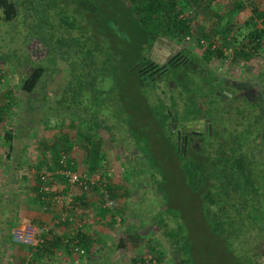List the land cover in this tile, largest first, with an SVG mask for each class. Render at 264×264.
Segmentation results:
<instances>
[{
    "label": "trees",
    "instance_id": "16d2710c",
    "mask_svg": "<svg viewBox=\"0 0 264 264\" xmlns=\"http://www.w3.org/2000/svg\"><path fill=\"white\" fill-rule=\"evenodd\" d=\"M249 3L251 14L239 23L235 17L246 8L244 0H228L222 6L216 0H0V36L2 33L8 36L11 24H15L14 28L20 35L12 32V38L22 37L28 51L27 59L22 62L28 67L19 77V100L15 105L27 111L39 109L42 118L51 114L60 124L66 123L67 128L84 141L87 155L84 165L93 175L107 166L105 151H102L103 138L98 136L102 131L108 133L111 142L118 139L125 151L131 152L132 149L138 153L139 150L143 155L139 161L144 162L150 175L148 182L155 186L151 187L157 190V194L165 196L167 206L160 209V215H154L151 222L153 228L159 225L157 230L163 227L162 239L175 252L171 254L175 255L176 264H199L193 252L194 246L198 247L194 244L195 236L203 241L207 235H234L243 228L246 234H251L253 229L259 236L253 239L254 242L250 240L254 253H243L241 256L250 260L251 264H256L258 259L264 263V215L261 214L264 211L259 208L264 204L263 92L257 93L251 86L235 89L215 73H197L192 66L193 60H197L207 68L213 59L221 64L229 61L231 65L256 63L264 55V4H255L253 0ZM5 23H9V29L5 27L3 30ZM97 25L101 28L98 29ZM163 37L175 44L194 39L189 46L191 48L183 50L186 61L170 67L166 73L177 67L186 68L190 78L184 91L188 92L189 98L183 102L189 100L193 103L197 114L193 119L208 118L212 125L210 135L193 134L186 138L185 144L177 141L174 129L167 127L163 131L169 112L166 106H153L149 100L146 110L150 113L149 123L152 124L146 126L140 124L131 112V107L137 105L128 102L130 97L134 99L136 96L142 103V99H146L142 93L145 88L155 92V75L148 76L140 69L149 61L146 55L154 43ZM4 42L5 37L2 44L0 42V49ZM129 43H134L131 50L134 60L130 57L125 59ZM144 48L146 53L142 54ZM30 51L36 52V59ZM4 53L0 52V65H7L6 69L14 71L22 66L21 62L10 63L13 60L7 59ZM69 59L68 70L65 63ZM124 68L125 72L122 71ZM54 71L61 74L62 84L51 98L40 89L45 76ZM187 71L180 70L182 74H187ZM124 77L128 79L126 89L120 85ZM205 78L209 79L210 88L214 86V96L210 100L203 94L204 88H208L207 85L203 87L202 80ZM168 91V107H178L173 93L180 95L182 87L173 84ZM199 93L203 96H198ZM12 103L13 100L7 101L6 106ZM34 104L38 106L35 108ZM104 110L109 113L105 114ZM123 113L127 114V121L122 118ZM156 117L159 118L156 120ZM6 118L0 114L2 124L12 122ZM111 118H115L116 126L112 125ZM47 120L43 121L44 127L49 126ZM126 122L127 125H124ZM11 126L13 128L3 129V133L0 130L3 144L8 148V157L15 148L14 142L19 136L17 131H22L19 125ZM58 132L60 136L51 146L42 144L40 160L35 165L36 169L30 171L34 174L33 194H27L24 201L26 208L50 211L58 200L56 198L62 197L66 203L65 212L54 227L71 223L73 231L62 233L59 237L54 235V227L51 226L43 233V242L37 246L15 243V228L11 225L21 220L17 214L22 209L17 200V194L23 192L21 190L0 199V224L5 227H1L0 231L8 237L6 245L13 240L16 245L31 252L27 264H54L50 260L56 253L67 254V257L71 253L85 255L86 264L95 263L90 253L98 243L103 242L97 234L87 230L85 223H76L77 215L81 217L86 213L82 210L86 205V190L58 173L77 172L75 162L67 154L74 143L66 137L69 136L67 133ZM20 147L15 151L18 160L26 155L24 146L21 144ZM19 163L21 165V161ZM100 177L106 178L104 175ZM57 181L63 182L61 189L49 187ZM97 186L90 185L89 190ZM104 186L110 193V204L104 207L100 204L98 209L114 222L112 213L117 209L115 200L119 191L112 183ZM73 189L79 191L74 192ZM176 190L186 195L185 204L191 203L185 212L176 204L179 200ZM234 220H243L245 225L234 229L231 226ZM257 220L261 223L254 224ZM26 223L36 228L46 226L38 219ZM193 225L197 228H192ZM148 231V237L139 236L144 241L154 240L156 249L161 247L165 250L155 231L150 228ZM122 243L120 240L108 248L116 249ZM76 249L82 253L76 252ZM159 251L162 252L161 249ZM132 260L136 263L142 258L134 256Z\"/></svg>",
    "mask_w": 264,
    "mask_h": 264
},
{
    "label": "rangeland",
    "instance_id": "374dc122",
    "mask_svg": "<svg viewBox=\"0 0 264 264\" xmlns=\"http://www.w3.org/2000/svg\"><path fill=\"white\" fill-rule=\"evenodd\" d=\"M216 1L219 6H222L225 5L228 0ZM249 1L250 0H244L246 8L236 15L235 18L237 22L242 23L245 19L248 18V16H250L251 4L249 3ZM253 1L258 5L264 4V0ZM69 19L71 20L72 17L70 16ZM77 19L79 20V18ZM8 24L9 23L3 24V30L6 29L5 27L9 29ZM14 26L15 24H11V30H9L10 32L8 36L3 35V33L0 36L1 44L3 38L5 37V42L3 43L4 46L0 49V52H5V57L10 61L13 60V62L10 63L17 64L21 62L22 66H18L16 71H14L12 68L6 69L7 65H0V69H3V72L0 71V74H4L0 75V110H2L0 114H2V116H4L5 118L7 117L6 119H8V121H12L10 124L8 122V124H2L0 122V130L3 133V129L12 127V124L14 125V127H18L19 125L22 131H17L19 136L14 142V150L12 152H9V157L6 156L8 153V148L3 144L4 137H0V199L2 197H9L10 195L14 194L16 190L23 191L22 193L17 194V200L22 206H20V208L24 209V212L22 214L20 212L22 209L19 210L18 213L16 212L19 216L18 218L21 219L20 222H18L20 223L19 226H26V228L32 227L31 225H28L26 221L31 219L40 220L39 218L43 216L45 218L43 221H45V223L47 222L46 226L54 227L55 223L58 221L57 219H60L62 214L65 212L66 203L64 202L65 200H62V197L58 196V198H56L58 200L51 206L50 211L35 210V208L31 207L26 208L24 198L27 194H33L32 188L34 187L33 185L35 183L33 180L34 174L30 171L33 168L36 169L35 165L39 162L42 153V144L45 143L51 146V144L60 136L58 131L63 134L67 133L69 136L66 137L69 138L72 143H74V147L68 150L67 154L69 158L75 162L77 173L81 174L82 176L84 175V177L89 180H95L97 178V175H99V177H103V175L106 176L105 180L104 178L101 179L100 177L99 181L97 182L99 186L95 188L97 189V191L95 189H88L87 191H85L87 200L86 205L82 210H84L86 213L84 215H81V217L77 215L76 218V223H85V226L88 227L87 230L90 233L97 234L100 240L103 242L98 243L97 248H94V250H92V252L90 253V256L93 257V260H95V263L91 264H131L133 262L132 259L134 256L142 258V260L145 259V261L148 260L150 264H169V262L170 264H176L175 255L171 254L175 252H172L170 247L167 246L165 240L162 239L163 236L161 230H163V227L161 226L157 230L159 225H154L153 228L151 222L153 216H159L160 213H158V211L160 209H166L167 206L165 203V196L157 194V190L153 189L155 186H152L153 184L151 185V181L148 182L150 180V175L144 165V162L139 161L143 157L142 153L139 152V150L138 153H136L132 149L131 152L125 151L117 138V141L111 142L108 133L106 131H102L98 136H101L103 138L102 151H105L107 166H105L106 168L102 167L101 169H99L96 175H93L94 173H89L84 165V161L87 158L86 150L83 146L84 141L81 138H77V136H75L74 134V131L67 128L68 125H66V123L60 124L51 114H49L46 118H42L41 111L39 109L27 111L26 108L23 110L15 105L16 103H18L17 100H19V77H21V73L27 71L28 67L26 64L24 65L22 63L23 60L27 59L28 51L22 37L18 39L16 37L12 38V32L20 35L19 33H17L18 29H15ZM97 27L98 29L101 28L98 25ZM114 28H116V26H114ZM0 29H2L1 21ZM116 30L117 28L114 31ZM125 36L128 37L127 33ZM192 42H194V39H185L181 40L178 44H175L163 37L159 39L158 45L162 48L163 46H166L167 43H170L180 50H184L186 49V47L191 46V44H193ZM133 44L129 43V45L127 46V54L125 55L126 60H129V57L130 59L134 60L132 57L135 56L131 52L134 46ZM141 52L142 54H145L146 48L142 49ZM149 54L150 52H148L146 56L148 57ZM30 55H32L35 59L37 57L36 52L33 51H30ZM68 62H70V59L65 63L66 68H68ZM224 63L221 64L218 60L213 59V61L209 65H207L206 68L197 60H193L192 66L195 67L193 68V70L197 73H201L203 71H205L206 73H209L208 71L213 74L215 73L219 77L223 78L227 84L232 85L235 89L251 86L252 89L257 93L263 92L264 96V55L261 58H258L256 63H234V65H231L229 61H225ZM124 64L125 66L127 65V63ZM176 69H171L167 73L165 72L161 78L159 76H154V81H156L157 84L154 93L152 92V90H150L149 92V89L147 88H145V90H143L144 88H141L140 90H143V95L146 96L145 100L142 99V103H139L138 99L135 98L136 96H133L134 99L130 97V100L128 102L130 104L135 103L137 105V107H131V112L134 113L137 121L140 124L146 126L152 124L149 123L150 113L146 110V104H148L149 100L151 105L153 106H166L169 112L167 113L166 120H164L165 124L163 126V131L167 127L174 129L178 141L176 132L180 126L179 124L193 120V117L197 114L195 113L196 109L194 111L192 102H189V100L186 101V103L183 102L185 101V99L187 100L189 98L188 92L184 91L185 86L188 84L187 81L190 78L189 72L185 67H177ZM182 69L187 71V74H182V72H180V70ZM122 71L125 72V68ZM127 80L128 79L124 77L122 82H120L121 87H123L124 89H126L125 83L128 82ZM202 81H204L203 87L206 85L208 86V88H204V93H202L204 94V96H207V99L210 100V98H213L214 96L212 95V89L214 88V86L210 88L208 84V78H205V80ZM61 84V74H58L57 71H54V73H50L45 76L43 81V88H41L40 90L48 94V97L53 98L56 94V89ZM173 84L181 86L182 91L179 92L180 95L175 92L173 93V95L177 99L176 102H178V107L170 108L167 105L169 101L168 89L169 86ZM148 94L150 95V98L147 96ZM203 94L199 93L198 96L201 97L203 96ZM12 100L14 101V103H12V105H9L11 107L9 110V106L7 107L6 103L7 101L12 102ZM161 100L163 101V103L161 102ZM184 103L186 104L185 106ZM34 106L36 108L38 105L34 104ZM103 112L105 114L109 113L108 110H104ZM202 113L203 111H201V114ZM158 116L161 118L159 114ZM151 117L153 118L152 115ZM159 117H156V120ZM47 118L49 126L44 127L43 123L45 122L43 121H46ZM122 118L127 121V114L123 113ZM111 122L113 126H116L118 124L115 122V118H111ZM124 125H127V122ZM21 144L25 148L24 150L26 152V155L24 157L22 156V159L18 160L19 158H16L15 153L21 148ZM161 148L163 147L161 146ZM144 152H146V150H144ZM20 161L21 165L19 163ZM51 183L52 182H50L49 184ZM107 183H112V185L115 186V189L119 191V193L117 194L118 199L115 200L117 212L115 211L114 213H112L114 222L108 219L109 215H103L98 209V206L100 204L102 207H104V205L108 206V203H110V193L104 186ZM51 186L56 190L59 189V187L61 189L63 187V182L57 181L55 183H52V185H50L49 187ZM74 189V192L79 191L78 189ZM176 193L178 194L179 199L176 204L177 206H181V210L185 212V208L191 207V203H184V198L186 195L182 191L176 190ZM259 208L264 211V204ZM173 212H175V210H173ZM251 214L254 215L255 213L251 210ZM261 214L264 215V212H261ZM250 218L253 217L251 216ZM252 223L253 222H251V224ZM259 223H261V221L257 220L254 224ZM242 225H245L243 220H234L233 223H231V226L235 227L234 229H238L237 227H243ZM59 226L60 225H56V227H54L53 233L55 236L60 237L62 233L73 231V224L71 223L64 227ZM1 227L4 226L0 224V228ZM149 228L155 231V236L158 239L162 240L164 244L163 246L166 248L165 250L161 247L156 249V242H154V240L153 242L144 241L143 238L139 236L142 235L145 238L148 237L150 235V232L148 231ZM192 228L197 227L193 225ZM27 230L29 231L30 229ZM254 231L253 229H251V234H249V232L246 234L243 228L241 232L238 229L237 233H235L234 235L224 234L216 237L207 235V237L203 241L197 240L198 237L195 236L196 239L194 240V244L198 247L194 246L195 250H193V252L195 258L197 259V263L251 264L250 260H247L241 255L243 253H254L251 250L252 245L250 240L254 242V240H256L259 236H256V231ZM193 233L194 230H192L191 234ZM47 237H49V235ZM7 240V235L4 236V234L0 231V264H27L31 252L26 247H20L19 245H16L13 240L10 241V244L6 245L8 243H6ZM120 240L123 242L121 246L116 247V249L108 248V246L117 244ZM160 249L162 252L159 251ZM66 255L67 254L63 255V253H56L51 257L50 261H52V263L54 264H86L87 262V257L85 255L80 256L75 253H71L70 257H67ZM239 255L240 258L238 259ZM154 257L158 258L160 261ZM258 260L259 262L263 263L262 259ZM258 260H256L257 263H259Z\"/></svg>",
    "mask_w": 264,
    "mask_h": 264
},
{
    "label": "flooded vegetation",
    "instance_id": "af4514ba",
    "mask_svg": "<svg viewBox=\"0 0 264 264\" xmlns=\"http://www.w3.org/2000/svg\"><path fill=\"white\" fill-rule=\"evenodd\" d=\"M159 39L154 43L153 48L150 50L148 55L149 61L145 59V65L140 69L146 73V75L151 76H161L163 75L170 67L178 65L186 61L185 54L183 50L167 43L166 46L162 48L158 45ZM208 118H199L193 119L188 122H183L180 124L177 129L178 141L181 143H186V138L193 134H211L212 125L209 119V122H206Z\"/></svg>",
    "mask_w": 264,
    "mask_h": 264
},
{
    "label": "built area",
    "instance_id": "2783aa9c",
    "mask_svg": "<svg viewBox=\"0 0 264 264\" xmlns=\"http://www.w3.org/2000/svg\"><path fill=\"white\" fill-rule=\"evenodd\" d=\"M64 158L66 157L64 156ZM58 173L64 175L70 183H78L79 186H82L86 191L89 189L90 185L97 184L100 179L99 175H97V178L95 180H89L81 174L72 171H58ZM82 177L84 178L82 179ZM27 229L30 230L28 231ZM46 230H48V226H43L40 228L28 227L26 228V230L22 231L15 229L13 231V240L18 244L37 246L38 244L43 242L44 239L42 235ZM76 252L82 253L81 250L78 251L77 249ZM131 264H150V262L148 260H138L136 263L132 262Z\"/></svg>",
    "mask_w": 264,
    "mask_h": 264
},
{
    "label": "crops",
    "instance_id": "0c3cea01",
    "mask_svg": "<svg viewBox=\"0 0 264 264\" xmlns=\"http://www.w3.org/2000/svg\"><path fill=\"white\" fill-rule=\"evenodd\" d=\"M0 186H1V179H0ZM21 214L24 212V209H22L21 211ZM21 214H20V216H21ZM40 220H44L45 218L42 216L41 218H39ZM45 222V221H44ZM46 224H47V222H46ZM20 225V223H13L12 225H11V227H13V228H15L16 230H20V231H22V230H25L26 229V226H19ZM28 228V227H27Z\"/></svg>",
    "mask_w": 264,
    "mask_h": 264
},
{
    "label": "water",
    "instance_id": "95a60500",
    "mask_svg": "<svg viewBox=\"0 0 264 264\" xmlns=\"http://www.w3.org/2000/svg\"><path fill=\"white\" fill-rule=\"evenodd\" d=\"M228 96H231V94H228ZM206 122H209V119H206ZM184 124V123H183Z\"/></svg>",
    "mask_w": 264,
    "mask_h": 264
}]
</instances>
